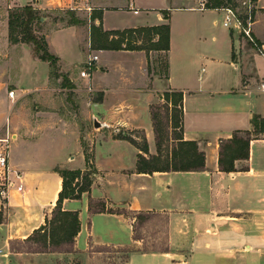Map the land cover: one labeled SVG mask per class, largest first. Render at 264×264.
<instances>
[{
	"label": "crops",
	"instance_id": "crops-1",
	"mask_svg": "<svg viewBox=\"0 0 264 264\" xmlns=\"http://www.w3.org/2000/svg\"><path fill=\"white\" fill-rule=\"evenodd\" d=\"M170 1L174 2L167 6H156L155 0H114L115 4L110 6L102 4L105 0L4 2L8 8L31 5L40 13L59 9L62 5L77 11L88 10L89 16L99 9L101 18H96L94 23H101L104 30L169 24V49L167 52L162 50L167 63V74L163 77L149 73L151 51L147 55L143 50H95L99 52L98 60L89 77L83 76L92 89L103 91L101 101L94 104L98 114L115 108L116 119L125 129L142 128L147 150H140L123 137H109L103 133L90 160L78 159L70 167L83 169L85 165L83 171L91 181L88 190L79 198H64L61 202L63 210L77 212L79 219V230L73 241L61 246H64V252L71 254L69 256L79 255L77 259L81 264H89L90 257L101 253V250L90 251L94 245L127 249V264H213L214 259L233 257L228 251L240 242L247 249L242 255H250L253 251L254 259L263 258L264 261V256L259 255L264 240V135L251 134L254 138L250 141L249 157L235 161V171H222L218 165L221 141L237 131L251 132L250 119L254 114L264 118V90L261 87L264 84V0H255L257 12L253 36L258 43L257 49L251 45L241 46L233 31L223 26V20L219 22L209 15L220 9L201 8L196 0ZM164 11H168L169 16L165 21L161 15ZM176 14L184 18L175 31L172 21ZM5 24L6 21L0 31V49L18 53L21 65L20 73L14 78L17 88L13 90L21 96L38 91L48 79V70L37 75L41 60L32 56L29 44L10 43ZM79 33V27L75 25L63 26L45 33V39L53 53L52 38L70 37L76 47L73 58L65 60L58 56L59 53L55 55L65 64H76L84 59L77 40ZM65 51L71 56L68 49ZM106 54L127 55L135 60L138 73L142 74L140 83L136 85L128 80L132 71L123 68L119 85L108 86L104 75L109 68L102 57ZM25 75L30 76L32 83L24 80ZM149 84L153 87L149 88ZM164 91L182 92L181 135L183 140L195 141L198 149L204 152L205 165L200 170L149 172L145 169L139 172L137 169L139 154L145 158L158 154L151 109L153 103L165 104ZM42 96L41 100L46 104L49 98ZM14 98L8 97V90L0 91V113L6 116V130L15 131L11 137H16L17 143L8 153L9 177L14 186L7 196H0V264H57V252H63L62 249L12 247L13 242L23 246L39 243L32 238L33 232L50 218L61 188V177L57 172L44 169L36 159L30 164V158L21 160L15 156L18 153L16 147L25 140L16 131ZM166 107L169 110L171 106ZM94 117L97 118L93 115L92 120ZM103 123L105 126L98 129L107 127V123ZM1 125L0 120V132L5 133ZM38 127L42 130L41 125ZM162 128L166 133V145L161 146L165 153L163 148L175 142L169 115ZM57 138L44 136L37 144L55 142ZM134 178L139 181L136 190L141 192L140 197L134 190L120 192L122 182ZM18 184L21 191L16 190ZM234 212L248 214L236 217ZM234 227L243 229L240 236H234ZM189 228H193V252L187 258H181V262H170L173 249L183 243L182 234ZM139 231L146 234H139Z\"/></svg>",
	"mask_w": 264,
	"mask_h": 264
},
{
	"label": "rangeland",
	"instance_id": "rangeland-1",
	"mask_svg": "<svg viewBox=\"0 0 264 264\" xmlns=\"http://www.w3.org/2000/svg\"><path fill=\"white\" fill-rule=\"evenodd\" d=\"M105 1L106 3L102 4L107 6L115 4L114 0ZM155 1L156 6L161 4L167 6L173 4L174 2L170 0ZM207 1L210 2L211 0H206V2ZM222 1L224 3H227V5H222L220 8H233L237 13L243 16L247 11V5L250 4L252 19L250 33L252 34V39L236 31H233V33L235 34V39H238L240 41L239 43L241 46L245 47L251 45L253 46V48L257 49L258 43L257 40H255V37L253 36V26L257 12V4L255 3V0ZM4 2L5 0H0V31L3 28V22H7L8 20V12H18L20 11L19 9H21V7L16 6L8 8L4 4ZM196 2L198 3L197 0ZM70 9L74 10L73 8H67L65 5H62L59 9L51 10L47 13H39V15L41 16L40 21H34L32 23V32L37 36L45 37V33L50 32L51 30L57 29L59 27L67 26L66 23L69 20V16L66 14V11ZM74 12L75 16L81 19L82 21L81 23L76 24L75 26L79 27L80 30L79 35H77V40L79 44V49L84 57L83 61L76 64H65L63 63V60H61L62 62L58 61L57 69L55 72H53L54 74H50V68L47 69L48 64L44 61H41L42 64H38L39 66L37 67V70L39 71L37 75L40 76L48 70L47 81L45 80L43 82L44 86L42 88H39L38 91L25 93L23 94V96H21L20 92H16L14 98V104L16 106L14 109L17 113L16 123L18 128L16 129V131H19V133L22 135V137H24L25 140V142H20L16 147V149L18 150V153L15 155L17 159L20 158L22 160L23 158H30V164L33 162V160L36 159L37 162L41 163L44 169L55 171L58 173L59 176L60 174L58 170L79 171L81 172V175L74 178L71 182L72 186H77L81 185L83 182L82 174L85 172L83 171L86 169L84 168L85 165L83 169H70V167H72L73 164H76L78 159H83L84 161L85 158V162H87V159L90 160L95 148V144L97 140L100 139V137L103 135V133L109 137H123L124 139L132 138L133 140L138 141L139 144L143 143L144 137L142 128H134L133 130H130L128 128L125 129V127L120 124L118 119H116L115 108H111L110 110H104L102 112H99V114L96 111L94 104L95 102L101 101L103 91H96L92 89L89 82L85 81L83 76L87 78L89 77L88 75H90L96 61L98 60L97 58V60L93 61L90 66L86 64L88 58L91 55L98 56L99 52L95 51L96 49H91L90 47V28L88 30V25L90 24L89 11L74 10ZM98 12H100L99 9L92 11V13L94 14ZM161 15L163 21H165L164 13L162 12ZM209 15L215 16V18H217L219 22L224 19V14L221 10L217 11L216 14L214 13ZM183 18L184 16L180 14H176L174 16L172 26L175 31L178 27H180ZM4 29H7L8 32V27L6 24ZM52 40L54 44L53 48L55 50V52H53L54 54L57 55L59 53L60 55L58 54V56L65 60H68V58H73V52L76 47L74 46L75 42H73L70 37L66 36L61 38L59 36H55L54 38H52ZM29 46L31 49L32 56L35 57L30 44ZM66 49H68L72 57L66 53ZM17 54L18 53H10L8 50L3 51L0 49V91H9L10 89L17 88V86L14 85V78L21 71V65L19 64V58L17 57ZM149 56V73L154 72V74H160L163 77L165 73V53L162 50H152ZM102 57L105 64L109 68V72L104 75V81L108 86L117 87L119 85V83L121 82L120 80L122 79V75L124 73L121 71V69L123 68H128L129 71H132V73H129L128 80L131 79L133 82H135L136 85L140 83V77L142 74L138 73V67L135 64V60H133L131 57L120 54H106L102 55ZM100 68L104 70V67ZM10 77L12 78V80H9ZM150 77L152 78V76ZM24 80L26 82L32 83L29 75H25ZM150 87H153L152 84H149V88ZM42 94L48 96L49 98L46 104L45 102H43V100H41V98L43 97ZM152 111L158 113L161 124L165 125L167 117L169 115L166 107L159 103H153ZM93 115L97 116L98 121L106 122L107 127L101 129L97 128L98 130L93 129ZM0 120L2 121L1 128L5 130V133L0 132V137H4L7 139L6 146L9 153V151L13 149V146L17 144H15L16 137H11V133H15V131L12 132L11 129L10 131L6 130V116L3 113H0ZM38 125L42 126V130L39 129ZM44 136H57L58 138L55 142L42 141V143L37 144V140L41 139ZM164 145H166L165 141ZM129 164L126 163V165ZM88 171L90 172V170ZM122 184L123 190L120 191L121 193L124 194L125 191L129 189L137 192V197L141 196V192L136 190V187L139 184V181L137 179L134 178L128 181H123ZM217 213L223 214L224 212ZM234 214L237 217L242 215L246 216L248 213L234 212ZM138 219H140V217ZM185 230L187 232L182 234L184 239L183 243L176 247V249H173V260L170 262H179L181 258H187L189 253L193 252L194 250L193 228ZM242 231L243 229L241 227L233 228V232L236 234L235 235L233 233L235 237L237 235L240 236ZM139 234L146 233L144 231H139ZM162 235L163 233L160 235V237ZM38 237L41 243H27L23 246L19 242H13L12 247H15L17 249L24 248L29 250L34 248H47V245H43L39 234L38 236H35V238ZM223 244L225 243H222V245ZM217 245L221 246V242H218ZM49 247L58 250L62 249V251L63 249H65L64 246L61 245H49ZM97 250H101V253H97V255H93L92 257H90L88 262L89 264H127L128 250L125 248H112L94 245L90 251L94 252ZM262 250V252H259L260 256H264V240ZM246 251L247 249H245L242 242L235 243V245L231 247L228 251L233 253V257H228L224 259L219 258L217 260L214 259L213 264H264L263 258H259L258 260L253 258L255 254L253 251L250 253V255H242V253L245 254ZM57 253H59V256L57 258V264H81V261H78L77 259L79 255L69 256L71 254H68L64 251Z\"/></svg>",
	"mask_w": 264,
	"mask_h": 264
},
{
	"label": "trees",
	"instance_id": "trees-1",
	"mask_svg": "<svg viewBox=\"0 0 264 264\" xmlns=\"http://www.w3.org/2000/svg\"><path fill=\"white\" fill-rule=\"evenodd\" d=\"M222 5H227L222 0H211L205 3L206 8H220ZM20 11L8 12V40L10 43L24 42L30 44L33 54L41 61L48 63L50 74L57 69L59 57L53 54L48 47V43L44 36H37L32 32V23L40 21L41 16L39 10L34 9L31 5L22 6ZM164 18L168 19V12L164 11ZM69 20L66 25H76L81 23V19L75 16L74 10L66 11ZM100 20L101 13H92L89 16L90 20V47L96 50H143L148 55L150 51H168L169 49V24L168 22L141 26L134 28H125L123 30H104L101 23L95 24V19ZM165 74H167V63L165 64ZM163 99L164 106L170 104L169 124L172 128L171 134L175 142L171 146H166L165 153L162 152V144L165 141V130L159 120L158 113L152 111L153 119L155 120V130L157 132V155H151L145 158L143 155H138L137 169H148L149 172L154 170H200L205 165V155L203 151L198 149L195 141L183 140L182 132V92L181 91H164ZM252 131H237L228 139L222 140L220 143L218 165L220 170L225 172L235 171V161L247 160L249 157V146L252 140L251 134L255 136L264 135V118L254 114L250 119ZM164 125V124H163ZM161 132V133H160ZM168 132V131H166ZM139 146L140 150L146 152L147 145L143 141L138 144L132 138H125ZM168 145V144H167ZM88 162V159H87ZM62 182L61 189L58 192V197L54 208L52 209L50 218H47L45 225L40 226L33 232L32 238L36 242H40L41 237L44 246H59L62 244H70L74 236L79 230V219L76 212L63 210L61 201L64 198H79L81 193L87 191L90 185V180L85 173L82 175L83 182L81 185L72 186L71 182L74 178L81 175L79 171L58 170ZM146 172V171H143ZM93 207V205H91ZM1 220V218H0ZM46 249V248H44Z\"/></svg>",
	"mask_w": 264,
	"mask_h": 264
},
{
	"label": "built area",
	"instance_id": "built-area-1",
	"mask_svg": "<svg viewBox=\"0 0 264 264\" xmlns=\"http://www.w3.org/2000/svg\"><path fill=\"white\" fill-rule=\"evenodd\" d=\"M199 7H205L206 0H197ZM72 8V7H71ZM220 10L224 14V19L222 21L223 26L226 28L236 31L240 34L246 35L250 39H252L251 26V11L250 4L247 5V11L244 16L237 13L233 8L223 7ZM98 58L97 55H91L87 60V65L92 64L93 61H96ZM262 89L264 90V84H262ZM15 95V90L10 89L8 91V97L13 99ZM7 139H0V196L5 197L8 194L9 189L14 186V182L9 177V167H8V149L6 146ZM17 178L20 176L17 174ZM22 187L20 184L16 186L17 191H21Z\"/></svg>",
	"mask_w": 264,
	"mask_h": 264
},
{
	"label": "water",
	"instance_id": "water-1",
	"mask_svg": "<svg viewBox=\"0 0 264 264\" xmlns=\"http://www.w3.org/2000/svg\"><path fill=\"white\" fill-rule=\"evenodd\" d=\"M103 126H105V123H103V122H100V121H98V119L97 118H93V127L94 128H100V127H103Z\"/></svg>",
	"mask_w": 264,
	"mask_h": 264
}]
</instances>
